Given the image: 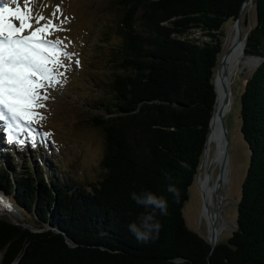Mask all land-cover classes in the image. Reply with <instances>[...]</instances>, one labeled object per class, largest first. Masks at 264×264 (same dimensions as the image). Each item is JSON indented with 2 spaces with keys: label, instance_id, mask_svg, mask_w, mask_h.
Segmentation results:
<instances>
[{
  "label": "trees",
  "instance_id": "1",
  "mask_svg": "<svg viewBox=\"0 0 264 264\" xmlns=\"http://www.w3.org/2000/svg\"><path fill=\"white\" fill-rule=\"evenodd\" d=\"M243 1L118 0L122 42L113 58L120 72L112 101L101 103L94 120L105 141L104 174L83 186L40 149L28 153L29 162L0 160V195L18 211L0 213V264H264V0H251L255 24L242 36L243 62L262 60L240 95L249 156L235 228L211 248L183 216L209 133L221 27ZM194 30L206 39L190 38ZM144 190L168 201L159 237L148 243L128 230L145 211L130 194Z\"/></svg>",
  "mask_w": 264,
  "mask_h": 264
},
{
  "label": "rangeland",
  "instance_id": "2",
  "mask_svg": "<svg viewBox=\"0 0 264 264\" xmlns=\"http://www.w3.org/2000/svg\"><path fill=\"white\" fill-rule=\"evenodd\" d=\"M6 2L13 8L17 6L12 4L11 0ZM17 3L23 8L24 0H17ZM120 6L118 0H33L30 5L33 12L45 17L41 25L51 21L59 29L50 31L47 38L60 40L70 56L63 58L65 67L58 69L61 72L59 85L46 89L48 99L41 101L45 106L37 109L43 119L37 118L30 123H24L25 130L18 137L24 143L14 142V146L10 144L5 131L7 121L0 120V152L5 155L0 159L3 165L9 160L8 157H18L16 161L19 163L23 157L29 162L28 153L33 154V150L40 149L42 158L52 157L58 167L83 186L102 178L104 169L101 160L105 152V141L101 127L95 125L94 120L104 112L101 103L112 101L113 78L120 72L113 58V52L119 49L122 42L116 28L121 16ZM244 11L241 26L242 36L245 38L248 30L255 24L253 3L250 2ZM13 22L19 24L18 21ZM232 27L235 28L233 20L225 22L221 27L225 50ZM189 37L206 39L198 30L192 31ZM244 60L252 61L254 66L248 72L240 71L233 77L230 84L231 104L223 117L227 135V189L224 191L225 198L220 205V211L231 227L225 228L222 234L218 235V242H225L235 227L236 206L248 164L249 151L240 132V95L247 79L258 66V60ZM31 135L35 137L34 147ZM213 145L212 153L216 148L215 141ZM36 160L38 161V157ZM11 172L13 171L9 173ZM66 174L64 173V176H68ZM200 197L202 198V192L197 178L189 188L188 199L183 206V216L191 230L207 239L206 223L200 218ZM2 212L12 216L18 214L15 208L8 205H1L0 213Z\"/></svg>",
  "mask_w": 264,
  "mask_h": 264
},
{
  "label": "snow or ice",
  "instance_id": "3",
  "mask_svg": "<svg viewBox=\"0 0 264 264\" xmlns=\"http://www.w3.org/2000/svg\"><path fill=\"white\" fill-rule=\"evenodd\" d=\"M11 3L17 6L0 0V120L7 121L9 143H24L18 139L25 130L24 123L43 119L37 109L45 106L41 101L48 99L46 89L59 85L58 69L65 67L63 58L70 54L60 40L47 38L50 31L59 29L51 21L41 25L45 17L33 12V0H24L23 8L17 0ZM31 139L34 147V135Z\"/></svg>",
  "mask_w": 264,
  "mask_h": 264
},
{
  "label": "bare ground",
  "instance_id": "4",
  "mask_svg": "<svg viewBox=\"0 0 264 264\" xmlns=\"http://www.w3.org/2000/svg\"><path fill=\"white\" fill-rule=\"evenodd\" d=\"M250 2L251 0L246 3L244 9L247 8ZM235 32V28L232 27L227 43V48L231 47L230 52L224 57L225 63L220 66V74L217 72L215 75L214 82L218 97L217 106L210 121V136L206 144L202 164L196 177V181L198 178L199 187L202 192V198L200 197L199 199L200 207L202 208L200 218L201 220H205L207 236H211L213 233H215L217 240L219 239L218 235L220 236L225 228L231 227V225L227 223L225 215L220 211V205L224 201L223 198H225L224 191L227 189L225 165L223 166V173L221 176H218L220 165L224 160L223 157L225 148V138L221 131L220 123L221 120H223L224 113L230 108V84L233 77L238 75L240 71L248 72L251 70L252 66H254L253 63L243 62L242 58L243 55H245L243 49L245 45L244 38L242 37L240 42H236L233 38ZM223 70H225V73L223 76H221ZM223 84L228 86V91L225 92L222 89ZM225 97H227L228 101L226 104H223V99ZM214 141L216 142V148L214 150L215 153L213 151V154L212 147L214 146ZM0 197L3 198L1 202L2 206L6 207L8 205L7 200H5V198L1 195ZM218 200H220V203H218Z\"/></svg>",
  "mask_w": 264,
  "mask_h": 264
},
{
  "label": "clouds",
  "instance_id": "5",
  "mask_svg": "<svg viewBox=\"0 0 264 264\" xmlns=\"http://www.w3.org/2000/svg\"><path fill=\"white\" fill-rule=\"evenodd\" d=\"M166 179L171 180V176L165 174ZM167 191L175 197H179V190L174 184L167 186ZM130 198L139 206L145 209L137 216V219L128 225L129 232L138 242L148 243L159 237L162 224L158 218L165 216L168 212V201L163 195H157L151 191L132 192Z\"/></svg>",
  "mask_w": 264,
  "mask_h": 264
},
{
  "label": "water",
  "instance_id": "6",
  "mask_svg": "<svg viewBox=\"0 0 264 264\" xmlns=\"http://www.w3.org/2000/svg\"><path fill=\"white\" fill-rule=\"evenodd\" d=\"M248 1H249V0H244V1H243L242 5H241V7H240V10H239L238 16H237V18L234 20L235 31H236V32H235V36H234V40H235L236 42H240V41L242 40V26H241V19H242V14H243V11H244V7H245V5H246V3H247ZM230 49H231V47L227 48V49L223 52V54L221 55V57H220V59H219V62H218V65H217V67H216V73H215V75L217 74V72L220 74V66H221L222 64L225 63V61H224V57L230 52ZM249 56L252 57V58H256V59L258 60V64H259L260 61L262 60V59H260L259 57H256V56H253V55H249ZM224 73H225V70L222 71V75H221V76H223ZM214 80H215V76H214ZM214 89H215V82H214ZM222 89L226 92V91H228V86H227L226 84H223V85H222ZM215 93H216V89H215ZM217 98H218V97H217V93H216V96H215V103H214L213 110H212V115H213V113L215 112V109H216V106H217ZM227 101H228V100H227V97H225V98L223 99V104H226ZM219 113H220V112H219ZM212 115H211V118H212ZM221 115H222V113H221ZM211 118H210V121H211ZM220 125H221V131H222V133H223V135H224V138H225V148H224V157H223L224 160L222 161V163H221V165H220L218 176H221V174L223 173V169H224L223 166L225 165V161L227 160V154H226V148H227L226 139H227V135H226L225 128H224V125H223V120H221ZM209 136H210V122H209V133H208V136H207V139H206V144H207V141H208V139H209ZM206 144H205V148H206ZM205 148H204L203 155H202V161H203V158H204ZM202 161H201V163H200V166H201V164H202ZM200 166H199V169H200ZM199 169H198V172H199ZM7 203H8V205H9L10 207L14 208L13 205H11L9 202H7ZM218 203H220V200H218ZM1 205H2V204H1V202H0V207H1ZM234 228H235V227H234ZM33 230H36V229H33ZM207 240H208V242H209L211 248H214V247L216 246V244L218 243V240H217V238H216L215 233H213L211 236H207Z\"/></svg>",
  "mask_w": 264,
  "mask_h": 264
}]
</instances>
